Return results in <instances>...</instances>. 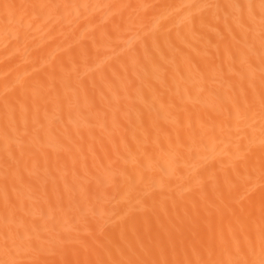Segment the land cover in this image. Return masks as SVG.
Wrapping results in <instances>:
<instances>
[{
    "label": "bare ground",
    "instance_id": "obj_1",
    "mask_svg": "<svg viewBox=\"0 0 264 264\" xmlns=\"http://www.w3.org/2000/svg\"><path fill=\"white\" fill-rule=\"evenodd\" d=\"M0 264H264V0H0Z\"/></svg>",
    "mask_w": 264,
    "mask_h": 264
}]
</instances>
